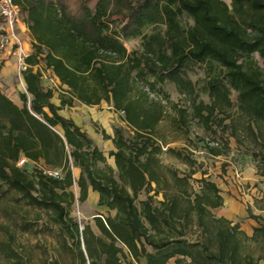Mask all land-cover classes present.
<instances>
[{
  "label": "trees",
  "instance_id": "trees-1",
  "mask_svg": "<svg viewBox=\"0 0 264 264\" xmlns=\"http://www.w3.org/2000/svg\"><path fill=\"white\" fill-rule=\"evenodd\" d=\"M13 1L31 35L32 51L21 71L25 91L18 94L20 104L0 90V181L52 212L53 222L73 243L76 263L124 264L121 258L127 257L125 264L140 259L166 264L172 258L174 264L264 261V254H254L264 244L259 214L248 213L257 222L251 235L238 222L216 215L213 209L223 204L216 182L204 174L192 178L196 160L172 147L162 150L156 136L160 121L173 109L186 131L191 121L205 131H219L223 140L204 146L212 156L228 153L229 138L239 144L250 138L264 146V0ZM133 38L140 45L128 50L124 41ZM198 63L208 70L202 86L208 102L197 99L188 74ZM39 64L62 87L58 105L40 68L34 69ZM165 83L187 97V108L170 100ZM75 101H104L122 112L125 125H115L112 137L102 134L113 143L108 154L116 171L94 139L60 114ZM163 152L184 162L187 170L179 174L161 164ZM21 156L26 161L18 166ZM72 167L80 170L76 179ZM50 169H59L60 177L44 173ZM74 183L79 202L91 189L98 193V205L115 211L93 217L99 234L69 215L66 205L74 193L68 189ZM140 192L146 197L138 206ZM158 194L162 199H155ZM8 264L21 263L13 259Z\"/></svg>",
  "mask_w": 264,
  "mask_h": 264
},
{
  "label": "rangeland",
  "instance_id": "rangeland-1",
  "mask_svg": "<svg viewBox=\"0 0 264 264\" xmlns=\"http://www.w3.org/2000/svg\"><path fill=\"white\" fill-rule=\"evenodd\" d=\"M223 1L230 4V0ZM124 44L128 50L137 49L140 45V39H128L124 41ZM30 48L32 51L31 42ZM254 58L262 67V59L257 54L254 55ZM38 67L42 73L44 86L52 88L54 91L52 100L59 102V93L63 92L62 87L43 68L42 64L35 65L34 69ZM206 68L205 64H193L188 73L199 93L197 99L204 102H208L209 99L207 94L202 92V86L208 73ZM163 88L170 100L178 107H188L187 97L180 95L173 84L165 83ZM230 98L233 109H235V92H231ZM74 103V106H80L79 102L75 101ZM107 106L109 104L102 101L96 106H88L90 109L87 108L86 111H82L81 115L85 120L84 123L92 130L97 146L105 154L106 162L116 171L114 159L108 154L110 150L114 149L113 143L111 139L103 138L104 129L98 119L93 121V117H91V114H96L109 118L108 124L112 131L115 125L124 126L125 124L121 120L122 112L113 114L112 109H108ZM78 111H80L79 108L75 109L77 114ZM59 112L69 117L68 115L72 114L73 109L70 106H64ZM176 119V112L173 109H168L157 127L156 136L162 141V150L172 147L194 158L196 160L194 165L196 172L192 178L198 179L204 174V177L216 182L223 194L235 198L240 212L244 210L246 215L249 211L253 214H259L261 220L264 221V177L260 174L264 168V159L262 158L264 146L254 144L250 138H245L242 144L229 138L228 153L212 156L204 146L215 144L216 139L218 142L223 140L219 137V131L216 133L205 131L196 121L189 122L188 131H186V127H180L181 123ZM159 160L161 164L175 169L179 174L187 170V165L172 154L163 152L159 155ZM26 167L29 172H32L33 165L28 163ZM77 172V169L72 167V174L75 179ZM193 184L197 186L196 181H193ZM68 190L74 193V200L66 205L69 215L79 222L81 228L83 225L89 224L94 233L99 234L93 217L97 215L112 216L115 211L97 204L98 193L97 196L88 193L87 198L83 202H79L77 199L79 195L78 186L74 183ZM145 197L146 194L140 192L136 204L139 206L140 200ZM155 199H162L161 194L156 195ZM249 201L252 205L249 204ZM51 215L52 212L49 209L29 202L20 192L0 181V264H8L13 259L18 260L21 264H77L71 249L73 246L71 239L65 238L66 232L53 222ZM239 219L243 221L244 218L240 217ZM254 254H264V244L260 250H254ZM121 259L124 264L130 260L129 257ZM136 264H144L143 259H140ZM259 264H264V261L260 260Z\"/></svg>",
  "mask_w": 264,
  "mask_h": 264
},
{
  "label": "crops",
  "instance_id": "crops-1",
  "mask_svg": "<svg viewBox=\"0 0 264 264\" xmlns=\"http://www.w3.org/2000/svg\"><path fill=\"white\" fill-rule=\"evenodd\" d=\"M1 27H2V21L0 19V30H1ZM20 34H21V37L23 38V40L25 42V46L27 47V49L30 53V51H31L30 42L32 41V38H31V35H30L25 23L21 24ZM46 71L49 74H51L54 77V79H56L55 76L49 70H46ZM56 81H58V80L56 79ZM0 90L3 93H5L11 100H13L17 104H19V102H20L19 96H18L19 92L25 91L24 80L22 78L21 73L18 72L17 67H16V58L14 55L10 54V52L8 50H0ZM52 102L57 104V105L59 104V102H57V101L52 100ZM74 104L75 103H73V105L70 106V108L73 109V112H72V114L70 113V115H68V116L70 118H72L73 121L82 130L86 131L94 139V141L96 143V140L94 138L95 136L93 135L92 130L87 126V124L84 123L85 120L83 119V117L81 115V112L86 111L88 106H96V105H86V104L79 102L81 107L80 106L76 107V106H74ZM107 107H108V109H112V107L110 105ZM78 108L80 109V111H78V114H77L75 112V109H78ZM88 109H90V108H88ZM111 111L113 114H115L113 109ZM91 117H93L92 118L93 121H96V119H98V122L101 124L102 128L104 129V131L107 135H109L111 137L113 136V131L108 124V121H110L109 118H105V116L102 117V116L96 115V114H91ZM109 140H110V138H109ZM110 149H112V148H110ZM75 169H77V171H78L77 176H76V178H77L80 170L77 167H75ZM88 193H89V195H96L97 196V192L92 191L91 189H89ZM221 195L223 197V204H222V206L213 209V212L218 216H224L233 222H238L240 224L241 229H243L248 235H251L252 229L254 226L257 225V222L255 220H253L252 218H249L248 215L245 214L246 212L244 210L241 212L239 211V207L236 205V200L234 197L226 196L222 192H221ZM249 204L252 205L251 201H249ZM240 217L244 218L243 221H241L239 219ZM171 260H173V262H170ZM166 264H174V259L173 258L170 259Z\"/></svg>",
  "mask_w": 264,
  "mask_h": 264
},
{
  "label": "built area",
  "instance_id": "built-area-1",
  "mask_svg": "<svg viewBox=\"0 0 264 264\" xmlns=\"http://www.w3.org/2000/svg\"><path fill=\"white\" fill-rule=\"evenodd\" d=\"M0 19L2 21L0 50H8L15 56L17 70L21 73L28 66L25 59L29 55V51L20 34L21 24L25 23L20 7L13 0H0ZM25 161V158L22 157L18 160L17 165L22 166ZM44 172L55 178L61 175L59 169L44 170ZM260 174L264 177V168Z\"/></svg>",
  "mask_w": 264,
  "mask_h": 264
}]
</instances>
